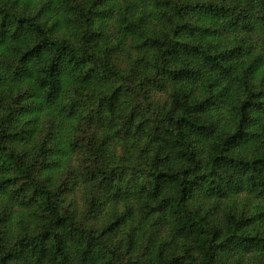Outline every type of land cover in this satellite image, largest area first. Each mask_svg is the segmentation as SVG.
<instances>
[{"label":"trees","instance_id":"trees-1","mask_svg":"<svg viewBox=\"0 0 264 264\" xmlns=\"http://www.w3.org/2000/svg\"><path fill=\"white\" fill-rule=\"evenodd\" d=\"M0 264H264V0H0Z\"/></svg>","mask_w":264,"mask_h":264}]
</instances>
